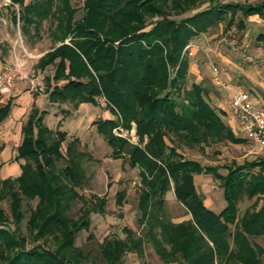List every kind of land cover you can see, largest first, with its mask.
I'll use <instances>...</instances> for the list:
<instances>
[{
    "label": "trees",
    "instance_id": "16d2710c",
    "mask_svg": "<svg viewBox=\"0 0 264 264\" xmlns=\"http://www.w3.org/2000/svg\"><path fill=\"white\" fill-rule=\"evenodd\" d=\"M55 1L12 0L19 7L13 21L21 22L23 33L29 26L39 30L54 13L63 17L54 33L59 35H54L59 45L37 63L41 71L53 69L52 77L45 79L48 101L70 103L76 109L80 104L97 106L96 98L103 97L115 118L94 122L96 132L111 148L112 158H124L137 170L143 185L137 203L142 237L124 229L123 239H105L100 251L104 264H124L128 252L141 258L145 240L165 264H260L264 249L252 245L249 238L264 236V155L223 166L226 174L222 175L219 166H202L177 149L246 141L225 126L200 87L187 88L189 60L184 50L194 38L223 22L224 31L232 27L242 31L247 17L264 19V0L256 4L212 0L208 8L180 19L176 18L206 0H84L79 19L68 0L58 9ZM11 105V99L0 105V125L9 117ZM44 114L31 109L14 157L23 161L20 174L0 180V201L8 197L19 220L21 196L37 199L34 210L30 209L29 226L38 229L39 237L58 234L60 244L55 253L39 246L24 251L16 230L2 221L0 210V261L6 259L5 264H80L83 255L74 247L77 234L89 229L92 213H105L106 197L94 196L95 204L83 202L79 216L70 215L76 201H85L78 192L85 179L80 164L85 155L79 151L78 139L68 142L62 152L67 134L49 129ZM133 125L135 145L112 133L119 127L131 131ZM201 174H212L223 190L226 204L218 213L204 206L196 190L194 176ZM171 190L189 220L175 224L167 219L165 195ZM123 197V192L116 194L117 205ZM243 197L254 199L260 208L247 210L238 219ZM11 246L17 250L4 258Z\"/></svg>",
    "mask_w": 264,
    "mask_h": 264
},
{
    "label": "rangeland",
    "instance_id": "374dc122",
    "mask_svg": "<svg viewBox=\"0 0 264 264\" xmlns=\"http://www.w3.org/2000/svg\"><path fill=\"white\" fill-rule=\"evenodd\" d=\"M31 0H24V4H28ZM221 3H259L262 0H213ZM68 4L72 9H76L75 19L81 18L83 15L82 6L84 0H68ZM211 1L206 0L203 4L197 6L193 11L184 14L183 16L176 18L190 16L198 11H201L209 6ZM54 9L63 8L65 6L64 0H56L54 3ZM19 7L16 4H12V0H0V72L5 67L11 69H19V75L14 80L11 88L0 92V105L1 99L7 101L11 98V95L16 92L38 94L42 93L45 88L44 78L53 74L51 67L47 68L44 72L39 71L36 68V62L38 59L49 50L58 46L56 37V25L60 15L54 13L53 16L45 20L39 30H35L33 26L28 27V32L23 33L21 31V22H14L13 16L18 17ZM57 12V11H56ZM63 19V17H61ZM60 18V19H61ZM226 22L218 25L212 32L215 37L206 45L208 54L207 62L212 70L213 67L219 69L214 54L218 52H224L227 55H231L236 60L237 68L247 70L249 74L257 78V81L264 93V40H258V36L264 34V22L258 17H251L247 22V30L240 32L235 27L230 30L224 31ZM246 33V34H245ZM57 38L59 35H56ZM69 39L65 41L68 43ZM115 42L114 45H117ZM238 70V69H237ZM212 73V72H211ZM253 78V77H252ZM224 83L225 80L221 79ZM254 81V79H253ZM227 84V83H226ZM249 94L254 93L250 89ZM264 98V95H263ZM48 95L40 98L39 101L32 105L37 108L39 112L46 110L48 103ZM264 100V99H263ZM96 101L99 102V107L103 110H108L105 99L103 97H97ZM264 109V106H260ZM66 109H60L59 113L66 117V111L75 110L72 104H67ZM94 108L93 105L87 104L86 107L80 108L81 117L77 120L80 122L83 116L89 114V110ZM30 109V110H31ZM64 110L65 112H63ZM104 112V111H103ZM95 113H90L94 115ZM104 113H102L101 118ZM100 118H96V120ZM89 119L86 118L84 124H74L73 121L66 120L60 125L59 120L55 119L53 115L44 114V124L53 131H62L75 127V131L78 130V134L84 137V147L79 144V151L85 155L80 162L81 168L84 171L85 179L78 192L85 198V201H76L75 205L70 211V215L76 219L79 216V209L82 207L83 202L88 205L89 203L95 204L96 200L106 197V204L104 206L105 213H92L90 215L91 225L88 230H82L77 234L74 247L79 249L83 255V259L80 264H104V260L101 256V246L105 239L110 237H116L123 239L125 237L124 229H129L134 232V237H142L143 229L139 226L137 220L139 218V211L137 209L138 195L143 189L142 183L140 187L135 188L132 186V182L135 177H138L136 169L129 167L126 159H114L111 157L112 150L104 141L102 136L97 134L96 131H90L89 134ZM88 121V122H87ZM22 122V121H21ZM13 133L10 142L3 138V132L0 129V164L2 168L0 170V180L6 178H15L20 174L18 166L14 163L15 146L19 141L18 130ZM23 123V122H22ZM24 124V123H23ZM94 125V123H93ZM112 133L116 137L127 139L131 144H137L138 140L135 136V127L132 126L131 131L124 130L122 127L115 128ZM93 137V138H92ZM95 137V138H94ZM71 140L66 138V141L62 143L61 151L64 152L68 142ZM177 152L182 154L185 159L195 160L202 166H219L218 172L222 175L226 174V170L223 166L235 164L241 165L244 162H249L254 159L263 156L262 153L257 152L250 143L245 144H232L230 142H212L208 144L194 145L192 147L182 145L177 149ZM18 164V163H17ZM60 165H63L62 163ZM254 173L257 170L253 171ZM195 187L198 194L202 199H210L213 203L212 211L216 213L220 212L225 207V200L223 197V190L220 188L219 182L214 179L212 174L195 175ZM0 185V189H1ZM119 192L124 193L122 203L116 204V194ZM22 208L20 212L22 214L21 219L16 220L14 217L15 212L11 205V200L7 197L0 201V210L2 221L6 224V227L11 230H16V236L21 240V247L24 251L31 250L37 246L55 253L59 247V236L54 233L53 235H47L45 237H39L38 229L29 226L30 209L34 210L37 199L33 201L26 200L23 196ZM165 213L168 220L178 224L190 219L187 211L175 201L174 195L171 191H168L165 195ZM260 208V203L256 204L255 200H249L246 197L238 204V219L242 217L245 211H256ZM233 229V227H231ZM252 245L264 249V236L259 238H249ZM210 244V243H209ZM211 245V244H210ZM143 256L138 258L135 253L128 252L124 257V264H165L163 260L155 253L152 244L146 240L143 242ZM16 247H9L7 251H4V258H11L15 252ZM6 259L0 261V264H5ZM217 264V262H216ZM260 264H264V257L260 258Z\"/></svg>",
    "mask_w": 264,
    "mask_h": 264
},
{
    "label": "crops",
    "instance_id": "0c3cea01",
    "mask_svg": "<svg viewBox=\"0 0 264 264\" xmlns=\"http://www.w3.org/2000/svg\"><path fill=\"white\" fill-rule=\"evenodd\" d=\"M210 1L211 2L209 4V6L212 5V0H210ZM217 3H221V2H215L214 4H217ZM228 3H234V2H228ZM221 4H226V3H221ZM238 4H240V3H238ZM244 4H251V3H244ZM253 4H256V3H253ZM251 17H258L261 21L264 22V19L259 17L258 15L249 16L246 19H244V25L245 26H244V29L240 32H243V31H246V33L249 32L247 30V22H248V19ZM212 29H214V28H212ZM212 29L209 30L208 32L201 34L198 37L194 38L190 43V44H193L194 46H197V47L194 49H191L192 55L188 56L189 65H188V75H187V88H190L192 85H196V86L200 87L203 90L204 98H205L206 102L210 105L211 108H213V110L219 116V118L225 124V126L231 131V133L235 137L242 138V136H240V134L237 133V129H238L237 122L230 113V109H229L230 98L233 94H235L237 92H240V91L248 92L249 90H247V88H249L250 92L252 91L254 93V95L251 93L249 94L251 102L253 103V105L255 107H257L258 109H260L264 112V109H262L260 107L262 105L264 106V100H263L264 99L263 98L264 93H263V90H261V87L257 81V78L255 76H252L251 73L249 74V72H247V70L237 68L236 60H234V58L231 55H227L224 52L223 53L218 52V53L214 54V56L216 57V62H217V65L219 66V77H220V79L225 80V82L227 84L225 83L226 88H222L219 85H217V83L214 81V79L212 77L210 65L207 62L209 56L206 55V52H207L206 45H208L209 42L215 37V34L212 32ZM258 40H264V34L261 33L258 36ZM39 59H38V61H39ZM38 61L35 64L36 68H37ZM47 68H49V67H47ZM37 69L39 70V68H37ZM39 71H41V70H39ZM44 71H41V72H44ZM51 77L47 76L43 79L45 82V88H44L42 93H38L36 95L35 94L31 95L29 92L28 93L16 92V93H13L11 95V98L7 99V101L11 99V104H12L11 105V112H10L9 117L0 125V129L3 132V135H2L3 138L2 139H5V140L7 139L6 143H8V142H10V139L13 136V133L17 129V124L20 121L19 130H18L19 141H18L17 145L15 146L14 153H16V149L20 145V142L22 139L21 129L27 121V118H28L30 111H31L30 109H31L32 105L36 103V101L38 102L40 98L44 97V95L47 94V84H46L45 79L51 78ZM253 79H254V81H253ZM1 101H2L1 103H3V104H5L7 102V101H4V98L1 99ZM67 104H69V103L60 104V105L59 104H52L48 101V103L46 105L47 109L42 110V111L46 112V114L53 115L55 119L59 120L60 125H62L64 121L70 120V121H73L74 124L76 122L77 126L80 127L78 124L83 125L86 118H88L89 119L88 120L89 121L88 131H89L90 135H91L90 131H96V126L93 125L94 122L99 120V119L96 120V118H100L101 120H113L115 118L109 112V110H104V108L102 110L101 107H99L97 105V106H94V108L92 110H89V114L82 117V119H85V120L84 121L82 120L80 122V120L77 121L81 117V115L79 113L80 108L86 107L87 104H80L76 109L74 108L75 110H71L69 112L66 111L67 113H66V117H65V116L61 115V113H59V110L60 109L68 110V108H64V107H66ZM62 111L65 112L64 110H62ZM92 112L95 114L90 115V113H92ZM102 113H104V114L101 118ZM63 132H66V134H67L66 138L70 139L71 141L73 139H78L79 144L81 143V146L84 147L86 145V144H84V141H85L84 137H82L81 134H78V130L75 131V127L67 128V129L63 130ZM247 142L248 141H245L242 144H245ZM14 163L18 166V169L20 170L19 164L23 163V161L16 162L14 160ZM1 168H2V165H1ZM194 180H196V176H194ZM172 193H173V191H172ZM203 204L205 207L212 210L213 203L210 199H208V198L203 199ZM213 212H215V211H213Z\"/></svg>",
    "mask_w": 264,
    "mask_h": 264
},
{
    "label": "built area",
    "instance_id": "2783aa9c",
    "mask_svg": "<svg viewBox=\"0 0 264 264\" xmlns=\"http://www.w3.org/2000/svg\"><path fill=\"white\" fill-rule=\"evenodd\" d=\"M196 47L197 46L189 43L184 50L186 55L191 56V49ZM208 54L209 52H206V55ZM211 72L217 85L226 88V84L219 77V69L213 67ZM18 73L19 69L15 70L9 67H5L4 70L0 72V92L12 87L14 80L19 75ZM229 109L231 115L237 122V133L256 148L257 152L264 154V112L253 105L250 95L246 91H240L231 96ZM140 184V178L135 177L132 186L139 188Z\"/></svg>",
    "mask_w": 264,
    "mask_h": 264
}]
</instances>
